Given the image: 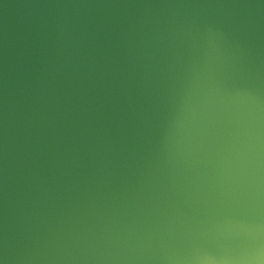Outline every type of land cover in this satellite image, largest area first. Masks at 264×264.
Returning <instances> with one entry per match:
<instances>
[{
  "label": "water",
  "instance_id": "1",
  "mask_svg": "<svg viewBox=\"0 0 264 264\" xmlns=\"http://www.w3.org/2000/svg\"><path fill=\"white\" fill-rule=\"evenodd\" d=\"M0 264H264V0H0Z\"/></svg>",
  "mask_w": 264,
  "mask_h": 264
}]
</instances>
